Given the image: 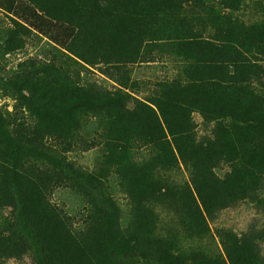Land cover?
Instances as JSON below:
<instances>
[{
    "label": "trees",
    "instance_id": "trees-1",
    "mask_svg": "<svg viewBox=\"0 0 264 264\" xmlns=\"http://www.w3.org/2000/svg\"><path fill=\"white\" fill-rule=\"evenodd\" d=\"M79 1L77 14L64 0H42L44 13L28 0H0V7L68 51V61L106 60L119 71L151 47L178 63L181 77L164 82L150 103L126 91L127 76L116 91L82 87L79 72L63 67L53 79H26V106L42 119L25 124L0 113V208L16 214L0 229V259L29 254L33 264H264L255 235L225 231L222 250L203 249L209 219L238 200L255 199L264 186V94L252 87L264 68L248 56L264 55V18L249 26L233 22L226 11L240 9L243 0ZM194 8L217 30L228 22L226 36L203 37L183 16ZM70 17L73 22L65 21ZM195 113L212 126L211 135L198 136ZM90 119L97 122L91 138L85 130ZM97 146L98 168L80 179L96 191L103 180L117 178L129 197V222L123 226L102 212L78 232L51 203L60 182L46 167L71 171L63 169L68 164L61 156ZM223 165L229 171L219 177ZM182 166L190 175L184 184L177 178Z\"/></svg>",
    "mask_w": 264,
    "mask_h": 264
},
{
    "label": "rangeland",
    "instance_id": "rangeland-1",
    "mask_svg": "<svg viewBox=\"0 0 264 264\" xmlns=\"http://www.w3.org/2000/svg\"><path fill=\"white\" fill-rule=\"evenodd\" d=\"M28 1L34 4L41 13H44L42 0ZM64 1L70 5L65 7L68 11L74 14H77L76 11H83L79 0L72 4L70 0ZM226 14L233 16V19L231 18L233 22L249 26L264 18V0H243L240 9L234 12L226 11ZM183 16L190 19L194 29L208 39L226 36L229 31L230 24L224 22L223 26L218 27V32L216 28L207 23V13L200 9L194 8L185 11ZM65 21L71 23L74 19L70 17ZM85 21L86 19L83 20V23ZM66 54L71 55L68 51L60 49L49 38L32 29L17 15L0 7V113L6 121L18 119L28 124L32 120L39 122L42 119L38 111L32 115L26 106L29 99V94L25 91L29 83L26 79L41 80L46 75L53 79L52 75L56 73L58 67H63L73 75L78 71L79 76L77 75L76 79L85 88L99 85L105 90L116 91L119 88V80H124L123 77L127 76L130 87L126 91L147 103H150L152 98L159 93L160 86L164 82H172L181 77L179 64L166 58V55L157 48L151 51V47H146L136 63L121 66L119 71L114 62L109 63L104 60L105 62L96 61L95 64L82 62L83 65H79L74 61H68ZM248 56L264 68L263 54L250 51ZM259 78L252 87L264 94V75ZM21 92L25 94V105L19 99ZM34 104L38 105V102L34 101ZM193 118L199 137L211 135L212 126L204 122L201 114L195 113ZM96 124L95 119H90L87 122L85 130L89 133L90 138L97 134ZM48 144L56 147L58 145L57 141L53 139H49ZM3 148L4 143L0 138V150ZM64 157L68 166L63 169L66 170L70 166L71 169L68 170L71 171H61L60 167L55 166L46 167V171L52 177L58 176L60 182L49 197L52 204L69 216L74 230L85 231L87 225L97 219L95 214L102 212L105 217H109L111 214L121 225L126 226L130 217V201L118 185L117 178L101 181L102 184L98 185L96 191L93 186L85 184L80 179V176L87 177L98 168V162L101 159V146L90 151L74 150L61 156V159ZM7 165L10 168L12 166L8 163ZM31 166L34 165L31 164ZM54 169L55 173H52ZM228 171L229 166L223 165L216 172L219 177H223ZM177 178L180 184L189 182L190 175L186 168L182 166L179 169ZM168 218L171 222L172 218ZM5 219L11 221L16 219L15 211L12 208H0V229L5 227ZM209 227V238L203 242V249L222 250L220 233L231 231L238 236L247 234L248 237L251 235L258 237V250H261L264 255V186L255 199L238 200L219 210L214 218L209 219ZM0 264H33V260L31 255L26 254L21 258L0 259Z\"/></svg>",
    "mask_w": 264,
    "mask_h": 264
}]
</instances>
